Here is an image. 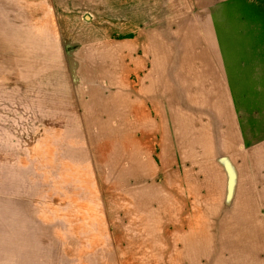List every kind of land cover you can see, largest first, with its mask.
I'll return each instance as SVG.
<instances>
[{
    "label": "crops",
    "instance_id": "1",
    "mask_svg": "<svg viewBox=\"0 0 264 264\" xmlns=\"http://www.w3.org/2000/svg\"><path fill=\"white\" fill-rule=\"evenodd\" d=\"M106 6L104 30L124 31L109 50L120 51L130 88L123 103L107 95L96 117L117 118L124 105L125 125L160 127L159 154L168 161L157 168L173 175L158 183L155 210L105 208L101 179L92 177L102 168L85 145L90 107L72 93L67 69L56 70V98L38 85V75L53 69L52 54L39 51L35 35L27 38L14 48L11 98L0 102V264H264L259 3ZM91 30L95 39L103 34Z\"/></svg>",
    "mask_w": 264,
    "mask_h": 264
},
{
    "label": "rangeland",
    "instance_id": "2",
    "mask_svg": "<svg viewBox=\"0 0 264 264\" xmlns=\"http://www.w3.org/2000/svg\"><path fill=\"white\" fill-rule=\"evenodd\" d=\"M107 1L0 0V102L10 99L12 95L11 90L8 93L7 89H12L13 84L14 48L35 35L39 51L51 53L50 61L54 63L53 69L51 66L48 69L50 71L38 75V85L50 86V96L56 98L59 87L57 91L54 90L55 94L51 90L52 85H60L56 70L67 69L72 80V93L76 91L77 99L85 102L93 114L88 115L93 124L86 126L85 145L95 166L100 164L102 168L93 169L92 177L101 179V197H105V208L155 210L158 205V183H163L173 175L172 169L157 168L163 167L168 161L167 157L164 160L159 154L157 140L160 127L125 125L124 105L117 110V118L96 117L95 110L107 95V101L110 102L111 96L116 95L117 101L123 103L126 88H130L124 78V62L116 55L120 51L109 50L121 39L124 31L110 36V31L104 30L109 25ZM255 2L259 3V11L264 15V0ZM94 27L102 28L100 38H94L91 30ZM109 54L113 56L109 57ZM62 60L66 62L61 64ZM113 72L120 73V76L110 77ZM132 78L134 85L140 83L135 75ZM128 81H131L130 77ZM1 87L6 88L5 94ZM69 93V89L63 91L62 98L68 100ZM171 161L167 165H171ZM174 171L187 177L184 170ZM86 175L89 176L88 173ZM69 176L74 177V174L70 171Z\"/></svg>",
    "mask_w": 264,
    "mask_h": 264
}]
</instances>
